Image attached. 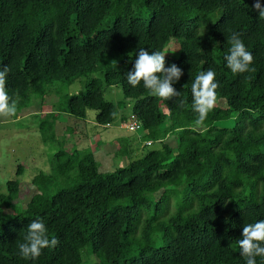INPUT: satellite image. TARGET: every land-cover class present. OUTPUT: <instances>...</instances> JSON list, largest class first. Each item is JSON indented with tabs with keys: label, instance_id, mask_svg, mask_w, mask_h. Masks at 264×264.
Instances as JSON below:
<instances>
[{
	"label": "trees",
	"instance_id": "16d2710c",
	"mask_svg": "<svg viewBox=\"0 0 264 264\" xmlns=\"http://www.w3.org/2000/svg\"><path fill=\"white\" fill-rule=\"evenodd\" d=\"M254 3L0 0V70L10 69L12 117L35 97L43 101L49 86L91 75L83 93L68 94L63 104L59 99L58 110L85 118L94 109L105 127L135 115L143 133L119 138L124 154L158 143L127 165L100 172L90 149L67 152L61 140L51 172L30 179L36 190L25 206L17 202L19 178L7 180L0 192V264H81L84 252L94 256L92 264H246L238 245L243 226L264 220V19ZM208 14L216 19L209 22ZM233 32L253 55L255 71L234 74L227 67ZM172 36L179 56L165 55V67L182 70L173 84L180 95L164 100L142 82L133 88L126 77L139 49L163 53ZM209 69L219 87L204 131L195 125L191 86ZM112 86L123 94L117 103L103 96ZM127 99L133 100L128 116L120 112ZM59 111L38 124L45 143L55 142ZM174 134L175 148L168 141ZM22 169L18 164L16 175ZM37 218L59 244L25 260L18 244Z\"/></svg>",
	"mask_w": 264,
	"mask_h": 264
},
{
	"label": "rangeland",
	"instance_id": "374dc122",
	"mask_svg": "<svg viewBox=\"0 0 264 264\" xmlns=\"http://www.w3.org/2000/svg\"><path fill=\"white\" fill-rule=\"evenodd\" d=\"M216 14H208L207 20L213 22ZM205 26L202 22L199 26L201 31ZM177 49L175 52H168ZM179 39L170 37L163 48L165 55L173 58L179 56ZM97 76H101L98 73ZM91 75H84L77 78L70 85L54 84L49 86V93L43 101L35 97L32 103L22 110L16 117H0V192H6V181L19 178L20 192L17 202L20 206H25L35 192V186L30 179L39 171L51 172V166L56 159L55 152L60 148L61 140L63 149L71 152L73 149L91 150L99 164L100 172L113 171L117 167L127 165L132 159L142 156L147 150L157 147L158 143L144 145L143 142L138 149L129 154L121 153L118 146L125 141H120L121 137H134V132L129 131L123 125L125 122L119 119L105 127L95 121L96 110L89 109L85 118H77L62 111H59L60 104L65 102V97L72 93H83L85 84ZM55 87V89H51ZM105 99L117 103L123 99V94L118 86L106 87L103 90ZM60 99V104L58 101ZM125 107L120 112L128 116L131 113L133 100L127 99ZM224 104V101H220ZM59 111L54 123L55 142L45 143L38 129V124L42 116L51 111ZM228 125L232 120L227 121ZM219 123H225L219 122ZM223 125V124H220ZM69 127V128H68ZM74 129H72V128ZM138 135L143 131L136 132ZM169 138V143L175 148L177 140ZM115 140V141H113ZM113 141V143H112ZM144 145V146H143ZM133 154V155H132ZM22 165V171L16 175L17 165ZM96 262L93 255L85 252L82 254L81 264H92Z\"/></svg>",
	"mask_w": 264,
	"mask_h": 264
},
{
	"label": "clouds",
	"instance_id": "9594fccd",
	"mask_svg": "<svg viewBox=\"0 0 264 264\" xmlns=\"http://www.w3.org/2000/svg\"><path fill=\"white\" fill-rule=\"evenodd\" d=\"M253 8L258 11L259 17L264 19V6L259 0H255ZM228 39L231 47L225 56L227 67L234 74L255 71V69L250 68L253 63V55L246 49L241 34L233 32ZM176 50L168 52H175ZM165 53L149 52L145 48H140L132 70L127 72L128 83L135 88L142 82L149 95L164 100L178 97L180 92H177L173 84L179 81L182 70L174 63L165 67ZM9 71L7 66L0 70V117L4 118L15 116L17 112V100L12 99L6 90V79ZM215 78V71L209 69L196 75L191 86L192 108L198 113L195 125L203 128L204 131H207L204 122L217 104L216 89L219 85ZM178 130L182 131L183 129ZM147 145L151 147L150 144ZM58 244L59 240L55 236L50 238L44 222L37 218L29 223L24 242L18 244L19 255L25 260H34L41 255L42 249L55 248ZM238 245L246 264H257L256 257L264 258V220L244 225L242 238L239 239Z\"/></svg>",
	"mask_w": 264,
	"mask_h": 264
},
{
	"label": "built area",
	"instance_id": "2783aa9c",
	"mask_svg": "<svg viewBox=\"0 0 264 264\" xmlns=\"http://www.w3.org/2000/svg\"><path fill=\"white\" fill-rule=\"evenodd\" d=\"M109 125V124H107ZM126 129L133 132H138L142 130V123L141 121L136 118L135 115L131 114L127 121H125L123 125ZM146 144H151V141H147Z\"/></svg>",
	"mask_w": 264,
	"mask_h": 264
},
{
	"label": "crops",
	"instance_id": "0c3cea01",
	"mask_svg": "<svg viewBox=\"0 0 264 264\" xmlns=\"http://www.w3.org/2000/svg\"><path fill=\"white\" fill-rule=\"evenodd\" d=\"M69 128V127H68ZM70 128H72V127H70ZM72 129H74V128H72ZM127 137V136H126ZM129 137V136H128Z\"/></svg>",
	"mask_w": 264,
	"mask_h": 264
}]
</instances>
